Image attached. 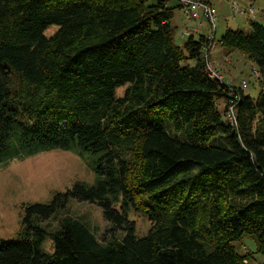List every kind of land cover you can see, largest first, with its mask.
<instances>
[{
    "label": "trees",
    "instance_id": "16d2710c",
    "mask_svg": "<svg viewBox=\"0 0 264 264\" xmlns=\"http://www.w3.org/2000/svg\"><path fill=\"white\" fill-rule=\"evenodd\" d=\"M174 1L0 0V163L78 149L97 172L26 204L29 224L0 238V264H249L264 254V23L221 36L259 72V94L233 81L234 97L209 69L215 37L197 27L177 40L174 8L209 21L203 4L196 16ZM201 1L218 19L216 2ZM145 107L165 117H143ZM70 198L102 208V236ZM133 211L148 215L147 233ZM246 234L256 247L242 253Z\"/></svg>",
    "mask_w": 264,
    "mask_h": 264
},
{
    "label": "rangeland",
    "instance_id": "374dc122",
    "mask_svg": "<svg viewBox=\"0 0 264 264\" xmlns=\"http://www.w3.org/2000/svg\"><path fill=\"white\" fill-rule=\"evenodd\" d=\"M214 1L219 11L216 28L206 18H196L183 7L174 8L172 22L177 26V40L181 42L184 31L197 27L199 32H195L196 35L203 32L214 36L216 44L210 53L213 68L230 81L241 82L246 79L248 84L245 90L256 97L262 88L257 73L254 72L256 64L239 50L226 53L220 39L227 27L247 29L251 20L264 23V0H239L244 6L252 5L254 12L247 7L242 12L234 11L227 0ZM170 3L174 5L175 1L171 0ZM55 28V25L50 26L47 33H52ZM219 104L223 109L224 101ZM141 113L143 117L151 119L161 120L165 117L163 109L145 107ZM96 178L94 156L78 149H45L25 157L12 158L7 163H0V238L18 237L25 226H28L29 223L24 221L26 204L48 201L57 191L71 187L76 180L94 182ZM69 203L70 212L90 220L97 226L99 236L111 225L97 204L75 198H70ZM131 216L137 221L138 234L149 231L151 221L147 214L133 211ZM50 221L53 225L56 224L54 218ZM45 227L50 228L47 224ZM53 241L54 239L47 235L43 240L42 249L53 251ZM237 247L242 253L255 249L256 240L246 234ZM249 264H264V254L256 252Z\"/></svg>",
    "mask_w": 264,
    "mask_h": 264
},
{
    "label": "built area",
    "instance_id": "2783aa9c",
    "mask_svg": "<svg viewBox=\"0 0 264 264\" xmlns=\"http://www.w3.org/2000/svg\"><path fill=\"white\" fill-rule=\"evenodd\" d=\"M183 3L187 4L188 7L190 8V11H192V13L196 16L199 15L200 11H199V6H201V4H203V11L205 12L206 16H208L209 18V21H210V24L211 25H215L216 22H217V8L209 3H202L201 0H181ZM235 4V7L238 8L240 7V4L239 3H234ZM251 11L254 12V8L252 7L251 8ZM189 32V31H187ZM214 36H212L213 38ZM215 44V40H211L210 41V46H214ZM208 50V48H207ZM209 69L210 71L212 72L213 75H216L219 79L221 80H226V82L229 84V88H230V93L234 95V97H239L237 96V91L235 90V85L233 86L232 85V82L233 81H230L229 79H225V77L223 75H221V73H219L217 70H215L212 66V64L210 63L209 61ZM254 72L257 73V77L259 75V72L257 70V68L255 67L254 69ZM247 80L246 79H243L241 80L239 86L242 87V88H246L247 87ZM234 107H235V102H233L232 104H230V111L228 113V116H229V119L231 121H235L236 120V117H235V111H234Z\"/></svg>",
    "mask_w": 264,
    "mask_h": 264
},
{
    "label": "crops",
    "instance_id": "0c3cea01",
    "mask_svg": "<svg viewBox=\"0 0 264 264\" xmlns=\"http://www.w3.org/2000/svg\"><path fill=\"white\" fill-rule=\"evenodd\" d=\"M222 67V66H221Z\"/></svg>",
    "mask_w": 264,
    "mask_h": 264
}]
</instances>
